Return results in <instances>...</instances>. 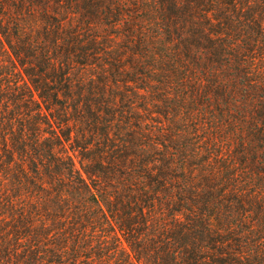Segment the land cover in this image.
<instances>
[{
    "label": "trees",
    "instance_id": "16d2710c",
    "mask_svg": "<svg viewBox=\"0 0 264 264\" xmlns=\"http://www.w3.org/2000/svg\"><path fill=\"white\" fill-rule=\"evenodd\" d=\"M0 264H264V0H0Z\"/></svg>",
    "mask_w": 264,
    "mask_h": 264
},
{
    "label": "rangeland",
    "instance_id": "374dc122",
    "mask_svg": "<svg viewBox=\"0 0 264 264\" xmlns=\"http://www.w3.org/2000/svg\"><path fill=\"white\" fill-rule=\"evenodd\" d=\"M76 163H77V166H79V162L77 161V159H76Z\"/></svg>",
    "mask_w": 264,
    "mask_h": 264
}]
</instances>
